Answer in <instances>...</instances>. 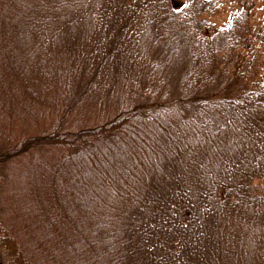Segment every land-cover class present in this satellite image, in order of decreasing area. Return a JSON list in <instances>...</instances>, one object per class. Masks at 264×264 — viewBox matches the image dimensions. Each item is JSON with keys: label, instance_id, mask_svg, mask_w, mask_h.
<instances>
[{"label": "trees", "instance_id": "1", "mask_svg": "<svg viewBox=\"0 0 264 264\" xmlns=\"http://www.w3.org/2000/svg\"><path fill=\"white\" fill-rule=\"evenodd\" d=\"M176 8L0 0V264H264V75L233 89L216 43L248 13L185 26L215 125L162 105Z\"/></svg>", "mask_w": 264, "mask_h": 264}, {"label": "rangeland", "instance_id": "2", "mask_svg": "<svg viewBox=\"0 0 264 264\" xmlns=\"http://www.w3.org/2000/svg\"><path fill=\"white\" fill-rule=\"evenodd\" d=\"M177 8L167 22V37L158 46L156 57H161L170 50L177 49L171 68L165 75L167 96L163 106L177 104L186 115H205L213 124L219 122L217 115L210 109H198V105L187 99L185 78L190 68L189 36L185 26L192 31H204L209 34L225 25L230 17L240 8L247 17L237 28V42L234 49L226 48L227 37L219 34L217 46L220 52V68L224 80H232L233 89L241 84L247 85L254 78L264 75V0H176ZM245 84V85H246ZM186 94V95H185ZM28 171V170H25ZM254 188H264V179L254 180Z\"/></svg>", "mask_w": 264, "mask_h": 264}]
</instances>
